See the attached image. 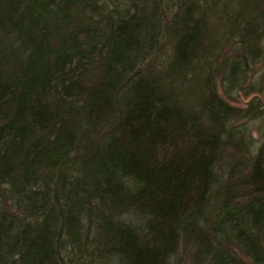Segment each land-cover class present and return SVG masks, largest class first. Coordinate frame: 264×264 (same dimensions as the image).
Instances as JSON below:
<instances>
[{
  "label": "trees",
  "instance_id": "1",
  "mask_svg": "<svg viewBox=\"0 0 264 264\" xmlns=\"http://www.w3.org/2000/svg\"><path fill=\"white\" fill-rule=\"evenodd\" d=\"M263 81L264 0H0V264H264Z\"/></svg>",
  "mask_w": 264,
  "mask_h": 264
},
{
  "label": "rangeland",
  "instance_id": "2",
  "mask_svg": "<svg viewBox=\"0 0 264 264\" xmlns=\"http://www.w3.org/2000/svg\"><path fill=\"white\" fill-rule=\"evenodd\" d=\"M239 7V4L236 6V7H233L234 9H233V11L231 10V12H234L235 10H237V8ZM231 12H230V14L229 15H231ZM226 15V14H225ZM228 16V15H227ZM230 49V48H229ZM166 50H168V49H166ZM227 51V50H226ZM228 52V51H227ZM231 52H229V54H230ZM262 65H263V63H261ZM260 63L259 64H257L256 66H255V71H257L259 68H260V65H261ZM252 82H255V80L253 79V80H251ZM264 82V81H263ZM252 95L253 94H251V95H247V96H245L244 94H240L239 96H238V99H237V102H235V103H239L240 105H244L245 103H247V101L248 100H250V98L252 97ZM250 124V123H249ZM250 127H251V130H252V137H253V139H259L260 138V133H259V131L257 130V128L259 127V124H256V123H251L250 124Z\"/></svg>",
  "mask_w": 264,
  "mask_h": 264
}]
</instances>
